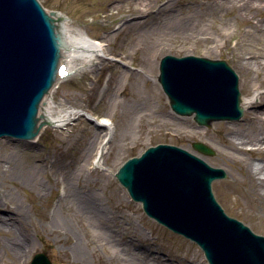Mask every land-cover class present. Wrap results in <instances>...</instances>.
I'll use <instances>...</instances> for the list:
<instances>
[{
    "label": "rangeland",
    "instance_id": "374dc122",
    "mask_svg": "<svg viewBox=\"0 0 264 264\" xmlns=\"http://www.w3.org/2000/svg\"><path fill=\"white\" fill-rule=\"evenodd\" d=\"M39 1L47 11L67 16L71 34L84 31L103 50L101 56L79 62L52 90L53 115L69 113L71 121L46 126L33 143L0 139V218L11 221L22 205L17 228L0 223V264H30L37 253H45L52 264H208L195 242L147 216L114 177L127 159L158 144L182 147L223 169L226 176L213 182L217 201L230 217L264 236V203L242 169V161L264 164V154L241 155L223 139L232 130L259 125L252 119L254 108H244L239 120L202 127L193 117L172 111L155 83L167 54L222 59L238 74L242 94L264 111V80L254 71L264 68V0H234L235 8H217L223 0H147L143 13L134 10L131 0ZM176 18L184 27L169 25ZM243 58L253 61V71L242 67ZM83 112L111 121L102 165L95 159L106 128ZM194 142L215 154L196 151ZM9 162L38 168L37 182L7 172ZM74 195L92 198L102 208L103 220L82 212ZM14 238L28 241L25 255L7 248ZM76 246L84 258L76 256Z\"/></svg>",
    "mask_w": 264,
    "mask_h": 264
},
{
    "label": "water",
    "instance_id": "95a60500",
    "mask_svg": "<svg viewBox=\"0 0 264 264\" xmlns=\"http://www.w3.org/2000/svg\"><path fill=\"white\" fill-rule=\"evenodd\" d=\"M48 12L38 0H0V138L35 139L40 106L42 125L50 122L43 98L66 67L58 65L64 15ZM158 81L171 109L199 126L243 116L239 76L225 60L167 54ZM192 146L215 154L202 142ZM114 176L149 217L194 241L209 264H264V236L227 215L214 195L212 183L226 176L223 169L182 147L158 144L126 160ZM30 264L52 263L37 253Z\"/></svg>",
    "mask_w": 264,
    "mask_h": 264
},
{
    "label": "bare ground",
    "instance_id": "6f19581e",
    "mask_svg": "<svg viewBox=\"0 0 264 264\" xmlns=\"http://www.w3.org/2000/svg\"><path fill=\"white\" fill-rule=\"evenodd\" d=\"M131 1H134L133 2L134 10H136L138 13L140 12L143 13L145 11V6H147V0H131ZM259 5H261V3H259ZM217 6H221L217 8H222L225 6L230 8H235L237 7V4L234 2V0H223V2H221ZM58 14H63V13L59 12ZM68 20L69 19L67 18V16L64 15L63 21H59L62 34L64 35V40H65L64 46L60 47L61 49L60 54L62 56V58L60 57L61 59L60 64L66 63L67 69L74 71V68H78L79 62L81 64L82 63L84 64L88 61H91L93 57L101 56L100 54L101 51L103 50V44L98 40L91 38L84 31H81L76 35L71 34L68 25L69 22ZM135 23H140V22L136 19ZM175 23L184 27L183 20H179L177 18L173 19L172 22H169V25ZM241 64L243 68H246V72H250L254 70V63L249 59L247 60L246 58H243L241 60ZM258 68L254 71L256 74H258V76L262 75L264 80V68L261 67L260 69ZM157 82L158 80L156 77L155 83L157 84ZM61 84H63V82ZM51 95H52V90L48 92V97L44 96L42 109L44 108V112H46V114L50 118V122L47 124L50 126L60 127L62 125H65L67 121L71 120L72 116L69 113L54 116L53 115L54 108L52 106V104L54 103L52 101ZM261 98L264 99V95H262ZM241 105L243 108H247L248 106L254 108L253 112H251L252 119L254 121L259 122V125L255 124L251 127V129L248 130L243 128H240L239 130H232L231 133L224 134L223 139L224 142L227 143L228 149H230L231 151L238 152L241 155H248L250 157L258 158L259 155L264 154V111H257V104L252 99L246 97L245 94L244 95L242 94ZM83 115L87 117L93 116L88 112H83ZM93 118L95 117L93 116ZM95 123L100 125L101 127L106 128V132L101 140L98 151V152L101 151L103 153V151L105 152L107 149L108 142H106V140L108 139V137L111 135L112 132L111 121L109 120V118L102 117ZM45 126L46 124L39 125L38 134L42 132ZM38 134L36 135L35 139H25L24 141L29 143L36 142L39 139ZM242 163L244 164L242 169L246 175V179L248 183L253 187L255 193H257V196L259 197L261 202L264 203V164L261 162L255 163L253 160L242 161ZM96 164L102 165L101 159L96 160ZM3 167L0 166V170ZM6 171L14 172L24 181L29 182L31 184L37 182V174L39 172L38 168L32 169L30 166L27 168H18L14 162H9ZM73 200L77 203V207L82 212L86 213L87 215L91 216L97 221L103 220L104 214L102 213V208H99L96 205V202L93 201L92 198L81 195H74ZM3 202H4L3 197L0 194V205ZM21 210H22V205H17L16 208L17 212L15 213V216L13 218H10L11 221H8L9 218L1 217L0 223H5L8 226L17 228L18 227L17 224H19V219L22 218ZM0 211H1V207H0ZM55 223L61 225L57 219L55 220ZM63 228L66 229L67 227L64 225ZM28 244H29L28 241L24 239L14 238L12 239L11 243L7 248L13 249V251L18 256L21 257L25 255L27 247L29 246ZM74 253L76 254L77 257L80 258L85 257V252L79 246H76V248L74 249Z\"/></svg>",
    "mask_w": 264,
    "mask_h": 264
}]
</instances>
